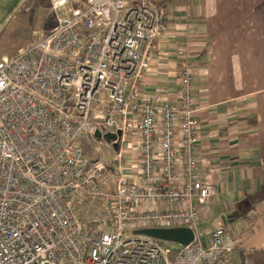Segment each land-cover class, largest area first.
<instances>
[{
	"label": "built area",
	"instance_id": "built-area-1",
	"mask_svg": "<svg viewBox=\"0 0 264 264\" xmlns=\"http://www.w3.org/2000/svg\"><path fill=\"white\" fill-rule=\"evenodd\" d=\"M49 2L56 26L0 59V264H233L237 242L224 230L206 246L198 232L213 188L196 152L193 71L180 68L173 102L138 98L167 14L148 0ZM95 100L105 115L93 119ZM97 130L122 132L109 142L111 166L84 154L80 140ZM133 130L135 180L125 161ZM88 200L100 202V218L83 222L77 206ZM149 227L188 228L195 238L173 248L135 234Z\"/></svg>",
	"mask_w": 264,
	"mask_h": 264
},
{
	"label": "crops",
	"instance_id": "crops-1",
	"mask_svg": "<svg viewBox=\"0 0 264 264\" xmlns=\"http://www.w3.org/2000/svg\"><path fill=\"white\" fill-rule=\"evenodd\" d=\"M28 1L0 0V33ZM148 1L167 19L153 40L138 98L173 102L180 68L193 71L201 108L196 152L213 188L198 232L201 227L208 242L214 230H224L227 243L237 242L233 264H264V0ZM179 49L187 55L178 56ZM130 136L126 170L135 180L141 175V138L135 130ZM114 157L106 163L113 165Z\"/></svg>",
	"mask_w": 264,
	"mask_h": 264
},
{
	"label": "rangeland",
	"instance_id": "rangeland-1",
	"mask_svg": "<svg viewBox=\"0 0 264 264\" xmlns=\"http://www.w3.org/2000/svg\"><path fill=\"white\" fill-rule=\"evenodd\" d=\"M56 26L55 14L51 9L49 0H29L28 5L19 11L17 17L0 33V59L17 56L25 49L32 46L47 32ZM104 105L97 107V100L94 102L92 117L105 115ZM83 151L88 160L100 158L106 162L115 156V150L109 146L106 140L95 139L91 136H84L80 140ZM80 207V208H79ZM100 202L88 200L81 206H77L81 216L87 222L96 221L100 218ZM199 229L200 235L202 232ZM164 245L178 247L176 243L162 241Z\"/></svg>",
	"mask_w": 264,
	"mask_h": 264
},
{
	"label": "water",
	"instance_id": "water-1",
	"mask_svg": "<svg viewBox=\"0 0 264 264\" xmlns=\"http://www.w3.org/2000/svg\"><path fill=\"white\" fill-rule=\"evenodd\" d=\"M122 132H118L116 134L108 133L102 136L100 130H97L95 133V137L99 139H105L107 142L116 141L118 138L121 139ZM114 149H117V144L114 145ZM135 234L144 235L146 237L154 238L157 241H164L169 243H176L182 246H187L194 241L195 234L192 230L188 228H174V229H166V228H153L149 227L146 229L137 230ZM203 244L206 246L205 242Z\"/></svg>",
	"mask_w": 264,
	"mask_h": 264
},
{
	"label": "trees",
	"instance_id": "trees-1",
	"mask_svg": "<svg viewBox=\"0 0 264 264\" xmlns=\"http://www.w3.org/2000/svg\"><path fill=\"white\" fill-rule=\"evenodd\" d=\"M85 154V153H84ZM86 156V155H85ZM87 159V158H86ZM80 208V207H79ZM79 215H80V220H82L83 222H86V220H84V218L81 216L80 214V210L78 209ZM160 243V242H159ZM162 243V242H161Z\"/></svg>",
	"mask_w": 264,
	"mask_h": 264
}]
</instances>
